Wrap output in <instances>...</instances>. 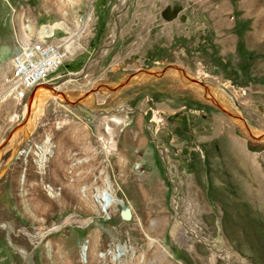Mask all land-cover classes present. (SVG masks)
Returning a JSON list of instances; mask_svg holds the SVG:
<instances>
[{"label":"rangeland","instance_id":"rangeland-1","mask_svg":"<svg viewBox=\"0 0 264 264\" xmlns=\"http://www.w3.org/2000/svg\"><path fill=\"white\" fill-rule=\"evenodd\" d=\"M118 13L89 79L61 84L75 102H37L30 132L33 89L25 104L12 93L0 102V149L13 131L26 149L0 153V264H264V137L181 76L264 130V0H0V51L44 33L65 48L73 38L57 70L70 77L108 33L109 44ZM171 67L178 76L95 89ZM9 72L0 59V97ZM104 117H129L107 152Z\"/></svg>","mask_w":264,"mask_h":264},{"label":"bare ground","instance_id":"bare-ground-1","mask_svg":"<svg viewBox=\"0 0 264 264\" xmlns=\"http://www.w3.org/2000/svg\"><path fill=\"white\" fill-rule=\"evenodd\" d=\"M125 2V0H122ZM123 4V2H122ZM124 8V7H123ZM122 14V13H121ZM120 21L122 22L121 20V17H120V14L118 13V20L116 22V24L114 25V27L112 28V33L111 35L109 36V44L107 46H102L101 47V50L99 52V54L92 58L87 64L86 66L84 67V69H82L81 71H78L73 75V77H68V74L66 77H64L62 79L61 82L57 83V84H48V82H54V81H48V80H56V78L59 76L57 75V73L59 72H56L54 73L52 79H45L44 81H41V82H38L37 84H35L34 86L31 87L30 90H32V93H31V96L29 98V103L28 105L26 106L25 108V111H24V114H23V119H22V123L26 122V129L24 130L25 132H30L31 131V128L33 127L34 123L32 121V111H34V106L37 102H43L44 100H46L48 97H52V96H55L57 98H61V96L64 95V98L65 100L69 101V102H75V100L72 99L73 97V94L74 93H71L69 91H62L61 90V84L64 83L65 81L69 80V79H74V80H80V81H85L87 79H89L90 77V72H91V68L93 66V64L97 63L98 60L102 57V55L107 52L111 45L114 43V38L116 37L117 35V28L119 27L118 25H120ZM80 44L76 42L75 39L71 38L68 42V44L66 45V48L68 49L69 52H73V49L74 47H77L79 46ZM4 47H2L3 49ZM1 56H0V59L2 60H5V51L1 52ZM182 71V70H181ZM178 72H179V69L176 67H171V68H164L163 71L161 72L160 70L158 69H152V70H142L140 71L139 73L136 72V73H133L131 76H130V80L129 82H142V81H145V80H150L152 79L154 76H157V75H160V76H178ZM129 76V75H128ZM182 79L187 82V83H190L192 82L190 85L192 87H194V89H197L199 91L203 90L205 91V96L207 99H209L211 102H214L215 101H218L220 103V105L228 110L230 112V114L233 116L234 120L240 124V126H242L243 130L245 132H247V129H246V122L243 120V118L241 117V113L239 111H236L234 110L231 105H230V102L227 98H225L223 95H221L219 92H218V89L217 88H210V86L200 82H194V79L190 77V75L188 73H184V71H182ZM125 79V78H124ZM68 82V81H67ZM128 83V82H126ZM126 83L121 85L119 88H108L107 87V84L109 85H116L117 83H102V84H99L97 86H95V89H98V90H116V89H121L123 88L124 86H126ZM29 90V92H30ZM28 92V94H29ZM10 92L7 91V93H5L4 95H2L0 97V102L4 99H6V96L7 94H9ZM61 95V96H60ZM9 96V95H8ZM28 97V95H27ZM90 98V97H89ZM77 100V99H76ZM78 101V100H77ZM78 105H84V103L81 101H78L77 102ZM86 103V101H85ZM115 113V112H114ZM113 114V113H112ZM118 116V115H117ZM19 117L18 114H15L12 119L14 118H17ZM109 119V118H108ZM105 120V122H104ZM107 120L103 119V124L105 125L106 127V131L107 132H104L102 133L103 134V137L104 139L106 138V142H109L108 144L106 143L105 144V148L106 149V152L107 151H111V150H114V146L116 145V142H117V138H118V134L120 131H118L117 129V124L120 123L121 121H125L124 117H112L111 120H109L108 122L110 123L108 125V122H106ZM126 122V121H125ZM22 123L20 125H22ZM120 130V129H119ZM102 131V130H101ZM14 132V131H13ZM12 132V134L7 138L5 139V141H7V143H2L4 146L3 148L0 149V153L8 146H11V145H14L13 149H15L17 151V155L22 153V152H26V149H24L23 147H18V136H17V132L15 131L14 133ZM24 132V134H25ZM248 134H250L251 136L252 135H256V134H259L260 132L258 130H253L250 128V133L247 132ZM256 133V134H255ZM27 135V134H26ZM102 139V138H101ZM18 142H17V141ZM20 144V143H19ZM2 146V145H1ZM9 149V148H8ZM45 149V148H44ZM5 152V151H4ZM44 153V150L43 152ZM16 155V154H15ZM1 156V155H0ZM194 206V204H193ZM70 219L72 221H77V222H84V223H88L89 221V218L88 219H85V218H82V217H78V216H72L70 217ZM187 233V232H186ZM181 238L182 240L185 242L186 240V234L183 232H181ZM213 251V250H212ZM26 255V254H25ZM200 255V254H199ZM214 256V255H213ZM221 256L222 258H224V256L221 254L219 255ZM212 257V256H211ZM216 259V258H215ZM29 260V259H28ZM217 260V259H216ZM33 264V263H32Z\"/></svg>","mask_w":264,"mask_h":264},{"label":"built area","instance_id":"built-area-1","mask_svg":"<svg viewBox=\"0 0 264 264\" xmlns=\"http://www.w3.org/2000/svg\"><path fill=\"white\" fill-rule=\"evenodd\" d=\"M2 47L10 61V72L5 77L6 90L24 104L31 87L47 78L52 79L67 53L61 41L49 38L46 33L33 41L19 39L14 45ZM183 225L192 228L187 223Z\"/></svg>","mask_w":264,"mask_h":264},{"label":"water","instance_id":"water-1","mask_svg":"<svg viewBox=\"0 0 264 264\" xmlns=\"http://www.w3.org/2000/svg\"><path fill=\"white\" fill-rule=\"evenodd\" d=\"M127 0H125V2H126ZM125 5V4H124ZM177 10H178V7H173V8H170V7H165L164 9H162V11H161V14L163 15V17H165V18H171L172 16H174L175 14H176V12H177ZM108 35H109V33L107 34V36L104 38V40L97 46V48L95 49V51L93 52V54L91 55V57L89 58V59H92V58H94V57H96L98 54H99V52H100V50H101V47L102 46H104V44H106V42H105V40L107 39V37H108ZM117 36V35H116ZM116 40V37L114 38V41ZM113 41V42H114ZM86 63V62H85ZM161 72L163 71V69H161L160 70ZM134 73V72H133ZM133 73H130V75L129 76H127L125 79H123V81H121L120 82V86L121 85H123V84H125L126 82H129V80H130V76L133 74ZM71 77H73V75L71 76ZM62 79L63 78H58L57 80H55L54 82H48V84H51V83H53V84H57V83H59V82H61L62 81ZM107 87L108 88H116L117 86L116 85H109V84H107ZM31 94V93H30ZM29 94V95H30ZM215 103L217 104V105H219V106H221L220 105V103L218 102V101H215ZM228 113H230V112H228ZM250 127L251 126H249L248 124H246V129H247V132H249L250 133ZM252 136H255V137H257V138H263L264 137V130H261V132L259 133V134H257V135H252ZM122 213H123V215H127V214H129L130 213V209L128 208V207H123L122 208ZM28 261H29V264H31L32 262L30 261V256L28 255Z\"/></svg>","mask_w":264,"mask_h":264},{"label":"crops","instance_id":"crops-1","mask_svg":"<svg viewBox=\"0 0 264 264\" xmlns=\"http://www.w3.org/2000/svg\"><path fill=\"white\" fill-rule=\"evenodd\" d=\"M113 46V44L111 45V47ZM110 47V48H111ZM120 81V80H119ZM128 118V119H127ZM127 118H125V121L128 123V121H129V117H127ZM17 126H18V124H16Z\"/></svg>","mask_w":264,"mask_h":264}]
</instances>
